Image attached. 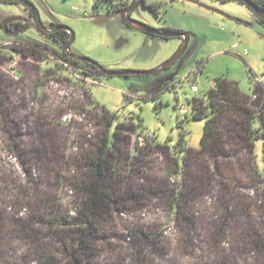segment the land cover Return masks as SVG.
I'll use <instances>...</instances> for the list:
<instances>
[{
  "label": "rangeland",
  "instance_id": "1",
  "mask_svg": "<svg viewBox=\"0 0 264 264\" xmlns=\"http://www.w3.org/2000/svg\"><path fill=\"white\" fill-rule=\"evenodd\" d=\"M146 2L157 11L141 5L131 18L189 34L188 49L156 75L119 77L102 70L156 71L183 39L136 31L120 13L100 19L121 0H0V264H264V121L254 122L263 130L256 158L215 162L199 154L209 116L197 121L191 105L207 101L219 79L251 97L259 86L264 96V23L239 3ZM7 20L20 25L7 32ZM55 26L70 29L69 52L101 75L61 63L71 56L47 34ZM18 45L50 56L26 57ZM107 133L114 201L95 257L75 261L59 218L78 217L86 203L85 161Z\"/></svg>",
  "mask_w": 264,
  "mask_h": 264
},
{
  "label": "trees",
  "instance_id": "2",
  "mask_svg": "<svg viewBox=\"0 0 264 264\" xmlns=\"http://www.w3.org/2000/svg\"><path fill=\"white\" fill-rule=\"evenodd\" d=\"M8 1L11 2V0ZM146 1L147 0L142 1L145 7H150L152 11H157L155 6H148ZM249 1L264 11V0ZM106 2H114V0H106ZM119 5H121V8H124L127 6V3L121 0ZM29 11L31 13L30 16L38 21V12L34 8L29 9ZM120 11L121 10L115 9V12L112 13L111 11L109 16L118 14ZM15 25L19 26L20 24L15 23ZM168 32L183 33V31ZM47 34L57 43L62 44L64 51L66 46L70 51V46L74 40L73 33L70 29L55 26L51 28ZM13 49L26 57H40V55L50 56L46 53V50L42 51V49L38 47L18 45V48L15 47ZM65 53L68 57L70 56L67 51H65ZM60 60H62L61 63L63 65H68L70 67H77L79 65V62L72 57H65ZM68 61H70V64L67 63ZM83 69L82 74L84 76H94L95 78V76L101 75V68L96 63L87 61ZM260 92L261 89L257 86L254 93V96H257L255 100L253 99L254 96L244 95L236 83L229 82L228 79H219L216 81L215 87L210 90L207 101L197 98L193 99L191 105L194 109V118L199 121L209 116L206 122L202 149L199 150V154H208L207 157L215 162L221 160L222 157L233 155L237 158H241L242 154L245 155L248 153H252V157L256 158L254 154V145L257 139H261V135L259 134L260 129L254 127V122L257 119H259L261 123L264 121V96ZM258 93L260 95H258ZM103 111L105 112V110ZM123 129V125L117 126L113 147H115L117 141H119V132ZM113 147L109 144L107 133L106 139L102 141L97 152V156L88 157L85 161V166L88 170V181L84 182L87 193L86 203H84L80 209L78 217L69 219L68 217L60 216L59 218L63 226L68 228L64 237L72 243L70 246L67 244V247L72 248L71 251H73V259L75 261L81 259V262H91L93 260L95 257L93 250L99 235L100 222L102 219H105L111 211V206L114 201L110 190L112 179L111 158L114 153ZM194 153L195 151L191 149L186 151L183 165H186ZM199 157L203 158V156ZM241 165L243 166V163H241ZM246 169L255 173V170L251 169L250 164ZM176 210L175 215L178 216L180 213L179 208ZM139 232L142 231H138L137 233ZM143 234L147 236V233L144 232Z\"/></svg>",
  "mask_w": 264,
  "mask_h": 264
},
{
  "label": "water",
  "instance_id": "3",
  "mask_svg": "<svg viewBox=\"0 0 264 264\" xmlns=\"http://www.w3.org/2000/svg\"><path fill=\"white\" fill-rule=\"evenodd\" d=\"M143 0H136L134 1L133 4H131L128 8L120 11V14H121V20L127 24L129 27H132L133 29H136V31H140V32H143V33H147V34H151L152 36H157V37H162V38H165L167 40H170V39H174V38H177V37H181L183 38V44H182V48L179 50V52L175 55V57L168 63V64H165L163 66H161V68L157 69L156 71H146V72H142V73H139V72H135V71H129V72H122V73H119V72H107V71H104L102 69V72L107 75V76H119V77H129V76H140V75H144V76H147V75H156L157 73H159L160 71L166 69V68H169L171 65L175 64L182 55H184L186 49H188V43H189V34H186V33H172V32H168V30H163V29H153L152 27L150 26H147V25H144V24H141L139 22H136V20H133L129 14L132 13L135 9H138L141 5H143ZM215 1H221V2H231V3H239V4H245L250 10H252L257 16H259L262 20V22L264 23V11H262V9L258 8L257 6H255L252 2H250L249 0H215ZM117 16V14H113L111 16H107V17H101L100 19L101 20H108L110 18H113ZM9 23H13V20H7L5 22H3L2 24V27L3 29H5L7 32L9 30ZM65 51L68 52V54L76 61L78 62H92L90 60H88V58H85V57H77V56H74L72 53L69 52V50L67 49V46L65 47ZM93 63V62H92Z\"/></svg>",
  "mask_w": 264,
  "mask_h": 264
},
{
  "label": "flooded vegetation",
  "instance_id": "4",
  "mask_svg": "<svg viewBox=\"0 0 264 264\" xmlns=\"http://www.w3.org/2000/svg\"><path fill=\"white\" fill-rule=\"evenodd\" d=\"M128 7H129L128 4H127V6L124 7V8H121V5L117 4V6L114 5V6L112 7V10H111V11H112V13H114V12H115V9H116V10H121V11H122V10L128 8ZM119 13H120V12H119ZM119 13H118V14H119ZM132 13H133V12H132ZM132 13L129 14L130 17H131V14H132ZM118 14H117V15H118ZM15 23H16V22H15ZM15 23H13V24H11V25L14 26ZM131 28H132V27H131ZM9 29H10V27H9ZM85 63H86V62H79V65L77 66V68H78L80 71H82V72H83V70H84L83 68L85 67ZM261 129H262V128H260V133L263 132V130H261Z\"/></svg>",
  "mask_w": 264,
  "mask_h": 264
},
{
  "label": "built area",
  "instance_id": "5",
  "mask_svg": "<svg viewBox=\"0 0 264 264\" xmlns=\"http://www.w3.org/2000/svg\"><path fill=\"white\" fill-rule=\"evenodd\" d=\"M193 90L196 91V92H198V88L196 86H193ZM255 98H257V96H254L253 99H255Z\"/></svg>",
  "mask_w": 264,
  "mask_h": 264
},
{
  "label": "crops",
  "instance_id": "6",
  "mask_svg": "<svg viewBox=\"0 0 264 264\" xmlns=\"http://www.w3.org/2000/svg\"><path fill=\"white\" fill-rule=\"evenodd\" d=\"M167 30V29H166ZM169 31H172V30H169ZM147 34V33H146ZM150 35V34H149ZM154 37H157V36H154ZM160 38V37H159ZM164 39V38H163Z\"/></svg>",
  "mask_w": 264,
  "mask_h": 264
}]
</instances>
